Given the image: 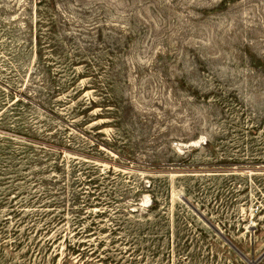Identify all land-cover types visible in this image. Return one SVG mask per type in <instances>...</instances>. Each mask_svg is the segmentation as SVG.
<instances>
[{"label":"rangeland","instance_id":"obj_1","mask_svg":"<svg viewBox=\"0 0 264 264\" xmlns=\"http://www.w3.org/2000/svg\"><path fill=\"white\" fill-rule=\"evenodd\" d=\"M262 254L264 0H0V264Z\"/></svg>","mask_w":264,"mask_h":264},{"label":"water","instance_id":"obj_2","mask_svg":"<svg viewBox=\"0 0 264 264\" xmlns=\"http://www.w3.org/2000/svg\"><path fill=\"white\" fill-rule=\"evenodd\" d=\"M227 242L233 247V248H235L232 244H231V242L229 241V240H227ZM264 258V254H262L258 259H256L255 261H254V264H258L259 262H261V260Z\"/></svg>","mask_w":264,"mask_h":264}]
</instances>
